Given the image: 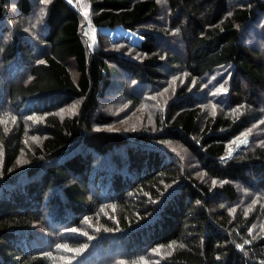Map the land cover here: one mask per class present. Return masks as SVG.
Wrapping results in <instances>:
<instances>
[{"label":"trees","instance_id":"16d2710c","mask_svg":"<svg viewBox=\"0 0 264 264\" xmlns=\"http://www.w3.org/2000/svg\"><path fill=\"white\" fill-rule=\"evenodd\" d=\"M6 2L0 264H264V145L245 134L264 111V52L246 39L264 32V0H87L95 46L72 0H49L35 36L3 25ZM117 27L140 34L111 41L136 56L109 46L102 29ZM181 71L154 125L98 128L115 84L139 102L128 80L151 92ZM221 71L235 111L204 106Z\"/></svg>","mask_w":264,"mask_h":264},{"label":"rangeland","instance_id":"374dc122","mask_svg":"<svg viewBox=\"0 0 264 264\" xmlns=\"http://www.w3.org/2000/svg\"><path fill=\"white\" fill-rule=\"evenodd\" d=\"M35 2L34 10L29 13L28 15H24L20 11L17 10V6L14 4L13 0H7L4 4V13L3 16V25L7 26L9 29L12 30L18 29L25 33L26 35H36L38 32L39 27H41V21L43 20V15L45 13V5L49 0H33ZM82 11V16H84L86 20V28H85V35L87 36L90 45L95 46L97 45V37L99 31L96 30L91 24V15H90V3L87 0H72ZM161 5L165 6L167 0H159ZM3 5V4H2ZM158 19V18H157ZM163 19L162 16L159 17V20ZM40 24V25H39ZM255 27H259V24L255 25ZM105 38L110 42L109 45L111 47L120 48L123 47L125 53L130 55L136 56V51L133 49L134 46L129 44L127 41H121L113 43L115 39H127L133 40L134 42L138 41L139 33L132 32L129 30L124 29L123 27H117L113 30L102 29ZM106 31V32H105ZM247 42L251 45H258L260 49L264 52V32H255L253 35H246ZM171 44V43H170ZM171 46H174L171 44ZM180 49V46L177 49ZM172 70V69H171ZM225 72V71H224ZM223 71L217 72L206 78L207 82L204 83H211L213 87H209V91L211 92V97L208 98V102H204V106L208 108L212 112H220L221 109L227 108L231 111H235L237 108L231 106L226 101V93L228 89L226 87V80L228 77L225 76ZM177 76L165 78V82L161 83L160 87L157 89L155 87L150 92H145L144 87L136 84V81L128 80L127 87L134 88L136 92V96L139 98V102H135L131 100L130 96L124 94L121 95L117 91V84H113V88L107 90L105 94V98L102 100V108L111 112L114 115L113 122L110 124H103L99 125L98 128L108 129V130H119V131H130L135 130L138 128H142L147 125H154V116L158 109H163L166 106L167 100H169L168 94L170 95V91L172 87H178L181 81L186 80V72L181 71L177 72ZM121 79L123 77L115 78L116 82L120 83L122 86ZM229 82V81H228ZM204 85L203 82H201ZM230 83V82H229ZM136 85V86H135ZM178 85V86H177ZM158 86V85H157ZM136 87V88H135ZM202 87V86H201ZM173 90V89H172ZM164 95L163 98H159L160 96ZM264 97L262 96L259 99L261 106H264L262 102ZM81 108V100H76L65 107L58 109L56 112L61 117H66L70 115H75L79 112ZM226 110V109H225ZM33 120L28 122V126L31 127L38 123L39 117L35 114L32 118ZM38 119V120H37ZM40 119L42 116L40 115ZM29 129V128H28ZM245 134H255V138L257 137V143L264 145V111L263 117L256 121L250 129ZM37 139V137H34ZM240 143L242 141H239ZM26 158H23V161Z\"/></svg>","mask_w":264,"mask_h":264}]
</instances>
